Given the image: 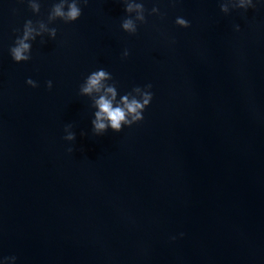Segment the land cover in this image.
I'll list each match as a JSON object with an SVG mask.
<instances>
[{"label":"water","instance_id":"water-1","mask_svg":"<svg viewBox=\"0 0 264 264\" xmlns=\"http://www.w3.org/2000/svg\"><path fill=\"white\" fill-rule=\"evenodd\" d=\"M32 2L0 0V264H264V0H137L135 35L123 0H88L17 63L25 22L41 31L58 0ZM101 68L116 102L153 99L96 136L80 86Z\"/></svg>","mask_w":264,"mask_h":264},{"label":"clouds","instance_id":"clouds-1","mask_svg":"<svg viewBox=\"0 0 264 264\" xmlns=\"http://www.w3.org/2000/svg\"><path fill=\"white\" fill-rule=\"evenodd\" d=\"M88 0H58L55 3L48 15L47 23L44 21H38L41 31H37L33 27V21L27 20L23 26V33L18 36L14 42V46L9 49L12 59L19 62H26L31 59V41H34L36 37H42L47 34L49 38L54 39L57 35L56 28H50L48 25L56 21L62 20L64 23H72L77 21L82 15L81 4L87 5ZM125 4V12L128 16L122 20L121 28L124 32L130 35L137 34L138 22L140 24L146 23L145 6L143 2H137V0H123ZM255 4L252 0H248L247 5L244 0H240V3L233 7L247 10L248 8H255ZM29 7L34 13L40 12V4L33 3L29 0ZM220 10L228 14L229 8L227 4L223 2L220 4ZM135 13L134 17L132 14ZM160 15V10L157 7H153L149 12V15ZM175 23L182 27H190V22L183 17H177ZM236 30H239V26H236ZM129 50L125 49L122 54V59L129 56ZM113 80L111 73L101 68L90 73L85 79L84 83L80 86V94L88 96L92 99V107L96 109L94 112V119H92V132L94 135L99 136L104 134L109 128L114 132H121L123 126H132L144 119L143 112L150 105L153 99V93L150 91L151 84H147L144 88L139 86L134 87L131 92L120 97V101L116 102L118 94L116 84L108 83ZM26 83L36 88L38 84L31 78L26 80ZM47 88H52V81H47ZM138 93L139 97L133 95ZM64 139L67 141H75L76 133L71 130V125L65 127ZM81 135H85L81 132ZM69 152L73 149L69 148ZM183 235V234H181ZM175 239V237H173ZM15 260V257H11Z\"/></svg>","mask_w":264,"mask_h":264}]
</instances>
